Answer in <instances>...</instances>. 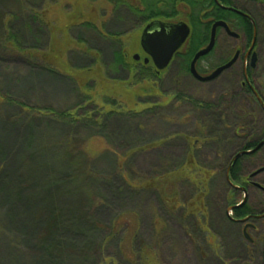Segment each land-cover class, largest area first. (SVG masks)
Returning <instances> with one entry per match:
<instances>
[{
	"label": "trees",
	"instance_id": "trees-1",
	"mask_svg": "<svg viewBox=\"0 0 264 264\" xmlns=\"http://www.w3.org/2000/svg\"><path fill=\"white\" fill-rule=\"evenodd\" d=\"M45 1L36 0L37 3H34L32 0H0V52L4 54L0 60H6L12 55L19 56V61L31 71L32 84L33 78L36 77L40 79L43 86L45 82L42 79L45 76L50 78L49 75L54 73L53 69L47 66H51L48 64L52 54L51 40L44 37L48 32L50 34V30L37 12ZM114 1L117 2L116 12L128 15L124 18L127 22H142L143 25H147L155 20L172 23L182 21L190 26L191 35L184 45V49L178 52L172 61L173 63L175 60H179L180 74L191 75L190 63L194 55L209 43L211 27L215 22L224 21L232 31L238 33L237 42L241 43V47L248 46L252 40L254 25L251 19L257 30V22L252 15L244 11L251 17L250 19L223 9L217 5L215 0H170L172 5L164 1L154 4L145 0H136V2H141L139 7L136 2V7L134 6V0ZM218 1L226 7L234 3L233 0ZM86 27L89 31L95 30L92 25L88 24ZM220 31L217 32V37ZM119 34L115 33L110 37L113 39L115 36H120ZM37 37L40 39L43 37V48L40 47L41 45L37 46L40 42ZM81 43L84 44L81 52L93 53L96 59L99 58V55L103 56L104 50L91 45L87 39L82 38ZM86 43L90 46L88 44L86 46ZM109 47H114L110 54L112 57L111 71L116 76L119 72H126L128 76L126 82H131L134 86L146 83L147 87L142 86L141 88L140 86V96L141 93L143 96L145 94L163 95L165 91L159 87V82L165 72L158 75L152 62L146 65L144 58L147 56L144 53V58L140 62L130 61L121 45L118 47L111 43L103 46L105 49ZM256 47L258 48V39ZM235 52V48L225 51L219 57L218 64H216L218 66L214 67L218 68L228 63ZM212 53L203 59L208 58ZM256 68L257 65L253 69L249 68L247 72L250 85L253 88L245 83L243 68L241 78L236 85L244 98L254 105L252 114L255 116L259 113L264 115V109L254 94L255 91L264 103V82L260 83L258 77L254 75ZM197 70L203 76L211 73L200 69L199 65ZM91 71L90 67L84 69L83 73L89 74ZM88 78L90 79L91 76ZM65 79L68 82V88L64 87L65 93H67L65 97L68 96V100L75 101V103L71 108L68 107L61 111L32 102L28 96L33 91L32 84H27L17 95L0 91V118L2 117L3 121V132L7 134L11 133L13 128H21L24 130L26 142L19 148L21 153L18 155V168L14 170L16 172L14 176L7 178L5 173L0 174V195H7L6 201L9 206L18 205L21 209L26 210L35 225L38 222L44 225L42 231H37L36 235L31 237L35 239L36 244L34 243L33 249L37 252L38 264H46L48 260L47 264H67V261L72 258L76 261L75 264H124L134 258L143 259L142 261L145 263L146 258L143 257H147L153 247L147 246L139 238L137 231L129 240L127 247L129 255L121 247L123 239L120 236L123 237L122 233L127 229V220L130 217L135 223H138L140 221L138 213L124 212L114 207L111 210L112 217L108 222L99 218L98 212L109 203L105 196L106 188H111L115 194L122 198L126 197L127 193L133 195L136 191L155 190L156 196L165 206L166 199L162 196L163 186L161 185L169 181L171 183L179 182V174H183L185 185L191 184L195 187L191 188L192 196L199 192L208 201L213 199V184L222 178L223 184L226 186V193H224L226 206L221 212L223 216H226V223L232 230L240 228L234 219L264 213V199L258 201L257 205H253L247 198L243 207L232 212L233 219H228V208L239 203L242 193L239 188L248 191L251 185L250 175L252 172H248L245 165L256 162L257 164L253 166L256 170L264 167V156L261 155L264 153L263 145L254 154L242 156L232 164L229 178L231 184L239 188H234L228 183L227 170L233 157L240 151L254 149L264 141V128L261 131H245L246 122L241 121L234 132L236 144L232 142L231 149L228 150L229 153L224 152L228 146L225 143L221 144V141L225 139V134L218 126L221 119L214 115L210 124H205L201 117V111L217 110L218 112L221 108L222 110L225 107L233 108L232 104L227 103L226 105L223 100L216 106L174 92L163 104L145 102L143 104L136 103L133 108H124L115 104L114 101L110 102L109 96L98 93L96 86L93 88L85 86L86 79L83 83L84 86L72 76L66 75ZM109 80L114 82L118 81V78L112 75ZM107 92L109 93V89ZM172 101L187 102L193 106L192 111L188 114L197 118L195 131L169 135L157 141L146 142V144L141 143V146L136 148L127 146L129 143L132 145L131 141L137 137L134 136L137 131L136 126L149 113L154 114L156 111V115L158 114L163 119V126L170 123L171 119L174 120L171 112L174 104L169 105ZM182 115L185 116V114ZM109 125L115 127L119 125L123 128L118 133L111 128L108 129ZM44 134L52 135L51 139H46L47 141L45 140L42 144H36V137ZM179 138L184 139L188 147L184 157L177 160L171 157L166 158L162 163L160 162L159 170L152 177L144 176L138 183L134 182L135 170L138 168L137 162L133 160L135 153L153 147L170 148L173 146V140L179 142ZM227 142L229 143V141ZM199 143L201 147H199ZM1 144L2 147L3 143ZM211 145L216 149L224 150L222 155L218 153L215 171L203 168L198 161L197 152H200L201 149H208ZM212 147L210 148L212 149ZM231 151L235 153L233 154ZM198 174H202V177H195ZM208 176L211 178L208 188H205L204 180L207 182ZM117 181H119L118 184ZM197 189L198 191H196ZM72 199H78L79 204H70L69 200ZM206 206L211 208V202ZM14 208L16 207L12 209ZM177 216L182 222L187 217L186 212H181ZM198 220L199 228L197 226L196 229L202 234L205 226L209 224L205 221V215L201 214ZM241 236L243 237V235ZM261 240L262 238L254 240V244L251 245L260 248L257 254L260 253L263 258ZM110 243L116 244V251L112 256H108L107 252ZM208 249L209 251H205L207 248L200 246L196 250L199 251L200 258L201 254L207 258L212 251L215 254L219 252L217 244H212V247ZM127 258L128 261H126Z\"/></svg>",
	"mask_w": 264,
	"mask_h": 264
},
{
	"label": "rangeland",
	"instance_id": "rangeland-1",
	"mask_svg": "<svg viewBox=\"0 0 264 264\" xmlns=\"http://www.w3.org/2000/svg\"><path fill=\"white\" fill-rule=\"evenodd\" d=\"M145 1L154 4H158V1H164L172 5L170 0ZM32 2L37 3L36 0H32ZM135 2L136 0L133 4L136 7ZM233 2L245 8L257 22V68L254 75L262 83L264 82V10L261 12L253 4L244 3L241 0H233ZM136 3L139 7L141 2ZM116 5L117 2L114 0H46L37 12L50 30V34L48 32L44 37L51 40L52 54L48 64H51L52 67L47 65L54 71L49 75L51 79L45 76L42 79L45 82L43 86L40 79L35 77L32 84L31 71L19 61V56L12 55L7 57L6 60H0V91L17 95L27 84H32L33 91L28 94L32 102L61 111L68 107L71 108L75 103V101L70 102L68 96L65 97L67 93H65L64 87L68 88L65 76L68 75L78 80L82 86H84L83 83L86 79L85 86L89 88L96 86L98 93L109 96L110 102L114 101L115 104L124 108H133L136 103L143 104L145 102L163 104L174 92L216 106L225 100L226 105L227 103L232 104L234 109L225 107L218 112L217 110L201 111V117L204 119L205 124L209 125L214 115L221 119L218 126L225 134V139L221 141V144L225 143L228 146L225 151L222 148L216 149L211 145L208 149H201L200 152H197L198 161L202 167L215 171L218 153L221 155L223 151L229 153L230 144L236 141L234 138L235 128L241 121L246 122L245 131H261L264 128V115L262 113L257 116L252 114L255 108L254 105L244 98L236 86L237 81L241 78V61H238L229 70L224 71L215 80L203 83L197 81L192 75L180 74V62L175 60L164 71L165 73L159 82V87L165 91L163 95L145 94L143 96L141 93L140 96V86L142 88V86L147 87L148 85L144 83L134 86L131 82H126L128 78L126 72H119L116 76L111 71L112 57L110 54L114 47L105 49L103 46L111 43L116 44L118 47L121 45L130 61H134V55H140L141 61L144 56L140 47V38L143 26L146 24L125 21L124 18L128 15L121 14L119 11L116 12ZM88 24L95 27V30H87L86 25ZM115 33H120V36L111 39L110 35L114 36ZM82 38L87 39L96 48L99 47L100 50H104L103 56L99 55V58L96 59L93 53L81 52L84 48V44L81 43ZM37 39L40 41L37 46L41 45L40 47L43 48V37L41 39L37 37ZM87 44L86 46H90V44ZM240 47V42L229 37L221 30L218 33L214 52L211 56L199 62V68L212 72L218 66L216 64H218L221 54L230 49H240ZM1 57H4V54L0 52ZM90 67L92 71L88 72L89 74L83 73L84 69ZM112 75L117 77L118 81L112 82V80H109ZM87 76H91V78L89 79ZM108 89L109 93L107 92ZM171 104H174V107L172 105L173 109H171L174 120L171 119L170 123L163 126V119L158 114L156 115V111L154 114L149 113L136 126L137 131L134 136L137 137L131 141L133 142L132 145L129 143L127 146L136 148L141 146V143L146 144V142L157 141L169 135L195 131L197 118L188 114L192 111L193 106L187 102L172 101L169 105ZM109 107L111 109V106ZM182 114L188 117L186 118ZM1 118L0 145L3 143L2 147L4 148L0 146V174L5 173V176L10 178L16 173L14 170L18 168L17 159L21 153L19 148L21 145H25L26 142L24 130L21 128H13L11 133H4ZM110 128L119 133V130L123 127L109 125L108 129ZM51 136L49 134L37 136L35 142L36 144H42L46 139L50 140ZM172 143L173 146L170 148L153 147L133 155L134 162L136 161L138 164V168L135 170L134 182L138 183L144 176L152 177L166 158L171 157L177 160L184 157L188 148L186 141L179 138V142L173 140ZM234 143L236 144V142ZM199 147H201L200 143ZM233 151L231 153L234 154ZM263 154L261 155L264 156ZM254 164L257 163L246 164L245 169L254 173L260 169L256 170L253 167ZM182 175L179 174V182L177 181V183L169 181L161 185L163 186L162 196L166 199L165 206L156 196L155 190L136 191L133 195L127 193L126 197L122 198L120 195L115 194L111 188H106L107 194L105 193V196L109 203L98 212L99 218L108 222L112 217L111 210L114 207L120 211L138 213L140 216L138 223H135L129 217L127 229L122 233L123 237L120 236L123 239L121 247L126 254L129 255L127 247L135 231L138 232L139 238L147 246L153 247L147 257H143L146 258L145 263H143L142 258V260L134 258L131 261H128L127 258L126 261L128 262L124 264H262V255L257 254L260 248H255L241 236V225L240 228L232 230L226 223V216L222 215L221 211L226 206L224 202L226 186L223 184L222 178L216 180V183L213 184V199L208 201L199 192L192 196L191 188L195 187L191 184L185 185V179ZM195 177H202V174ZM210 178V176L206 178L207 182L204 180L205 188H208ZM250 181L264 187V172L251 178ZM118 183L119 181H117ZM263 193L264 191L252 184L247 191L248 198L253 205H257L258 201L264 199ZM243 196L244 194L241 193L239 202L243 200ZM6 199L7 195H0V264H38L37 252L33 249L35 239L31 237H34L33 235L37 231H42L44 225L39 224V222L35 225L26 210L21 209L18 205L9 206ZM210 202L211 208H207L206 205ZM69 203L79 204L78 199L69 200ZM13 207L16 208L12 209ZM181 212H186L187 217L184 222L177 216ZM201 214L205 215V221L209 224L205 226L202 234L196 229L197 226L199 228L198 219ZM197 223L198 225H196ZM256 226L258 231H250L248 235L258 240L264 237V220L258 221ZM88 238L90 239V237ZM212 244L218 245L219 252L215 254L212 251L207 258L201 254L200 258L198 255L199 248L196 250L197 247L202 246L207 248L205 251H209L208 248L212 247ZM208 245L211 246L208 247ZM115 247V243H110L107 250L108 256L115 254ZM75 262L72 258L67 261V264H75Z\"/></svg>",
	"mask_w": 264,
	"mask_h": 264
},
{
	"label": "water",
	"instance_id": "water-1",
	"mask_svg": "<svg viewBox=\"0 0 264 264\" xmlns=\"http://www.w3.org/2000/svg\"><path fill=\"white\" fill-rule=\"evenodd\" d=\"M215 2L217 3V5H219V7L223 8V9H227V10L236 12L237 14H239L243 17L251 19V17L249 15H247L246 13H243L239 10L232 8V7L223 6L218 0H215ZM251 21L254 25V35H253V40H252L251 46L249 48V51L247 53V56L253 51L254 46H255V42H256V27H255L254 21L252 19H251ZM220 28L223 29L229 37H231L233 39L239 38V34L232 31L229 28V26L227 25V23H225L224 21H217L212 25L211 35H210V40H209L208 45L195 54V56H194V58L190 64L191 75L199 82L206 83V82H211V81L215 80L224 71L229 70L237 62V60L239 58L240 52L238 51L230 62H228L227 64H225L219 68H217L215 71H213L208 76H201L197 72V69H196L197 62L200 59H202L203 57L209 55L213 51L215 44H216L217 30ZM190 35H191V28L186 22L181 21V22H177V23H172V22H164V21H160V20L151 21L150 23H148L144 27L142 34H141V38H140L141 50L147 56L144 59V63L147 65L150 62H152L153 66L155 67L157 74L159 75L161 72L165 71L171 65L176 54L181 50V48L187 42ZM133 59H134V61L138 62V61H140L141 57H140V55H134ZM256 63H257V53L254 52L252 54V57H251L250 67L254 68L256 66ZM245 83H247L251 88H253L250 85L247 70H245ZM254 94L256 95L259 103L261 104L262 108L264 109L263 101L259 98L258 94L255 91H254ZM263 145H264V141L261 142L259 145H257V147H255L254 149L248 150V151H240L239 153H237L233 157L232 163L227 170V181L234 188H239V187L231 184V181L229 178V170H230L232 164L234 162H236L242 156L254 154ZM263 172H264V167L258 169L254 173H252L250 175V177L254 178ZM255 186L259 187L262 191H264V187H261L257 184H255ZM239 189L244 194L243 200L238 205L232 206L227 210V214L230 218H231V212H233L237 208H241L247 202V198H248L247 191L244 188H239ZM261 217H264V215ZM261 217H259V218H261ZM248 219L249 218H246V219H243L241 221L243 222V221H246Z\"/></svg>",
	"mask_w": 264,
	"mask_h": 264
},
{
	"label": "flooded vegetation",
	"instance_id": "flooded-vegetation-1",
	"mask_svg": "<svg viewBox=\"0 0 264 264\" xmlns=\"http://www.w3.org/2000/svg\"><path fill=\"white\" fill-rule=\"evenodd\" d=\"M242 2H244V3H251V4H253L257 9H260V10H264V0H241ZM229 7H232V8H234V9H236V10H239V11H241V12H243V13H245V12H247V13H249L245 8H243L242 6H239V5H237L236 3H233L232 5H229ZM245 11V12H244ZM236 13V12H235ZM250 14V13H249ZM213 25V24H212ZM211 29H212V27H211ZM219 30H223V29H218L217 30V32L219 31ZM224 31V30H223ZM225 32V31H224ZM226 33V32H225ZM253 35H254V26H253ZM239 39V38H238ZM237 40V39H236ZM252 40H253V37H252ZM252 40H251V42H250V44L248 45V46H245V47H240V49H237L236 50V52H235V54L239 51L240 52V55H239V58H238V60H237V62L238 61H241V63H242V68H243V72H244V77H245V70H247V72H248V69L249 68H251L250 67V64H251V57H252V54L254 53V52H256L257 51V47H256V42H255V46H254V49H253V51L247 56V53H248V51H249V48H250V46H251V43H252ZM256 40H257V30H256ZM186 44V43H185ZM184 44V45H185ZM208 45V44H207ZM215 46H216V44H215ZM184 49V46L181 48V50L179 51V52H181L182 50ZM214 49H215V47H214ZM213 49V50H214ZM212 53V52H211ZM210 53V54H211ZM209 54V55H210ZM235 54H234V56H235ZM195 56V55H194ZM208 56V55H207ZM207 56H205V57H207ZM233 56V57H234ZM194 58V57H193ZM203 59V58H202ZM233 59V58H232ZM231 59V60H232ZM193 60V59H192ZM230 60V61H231ZM201 61V59L197 62V65H196V69H197V67H198V65H199V62ZM229 61V62H230ZM192 62V61H191ZM236 62V63H237ZM235 63V64H236ZM191 64V63H190ZM227 64V63H226ZM234 64V65H235ZM225 65V64H224ZM233 65V66H234ZM256 65H257V63H256ZM223 66V65H222ZM232 66V67H233ZM221 67V66H220ZM256 67V66H255ZM254 67V68H255ZM219 68V67H218ZM217 69V68H216ZM251 69H253V68H251ZM198 71V70H197ZM212 73V72H211ZM210 73V74H211ZM190 74H191V72H190ZM210 74H208V75H210ZM248 74V73H247ZM208 75H205V76H208ZM203 76V75H202ZM250 179H251V177H250ZM251 184L253 185V186H255V184H253V182H251ZM243 193V192H242ZM239 203H241V202H239ZM238 203V204H239ZM237 204V205H238ZM246 204V203H245ZM243 207V206H242ZM229 209V208H228ZM238 209V208H237ZM236 210V209H235ZM228 215V214H227ZM264 215V213H262V214H257V215H249V216H247V217H245V218H242V219H234V221L236 222V223H238L239 225H241L242 226V235H243V237L245 238V240H247L248 242H250L251 244L253 243L254 244V238H252V237H250L249 235H248V232H250V231H258V229H257V226H256V223L258 222V221H262V220H264V217H261V216H263ZM229 217V216H228ZM259 217H261V218H259ZM246 218H249L248 220H246V221H241V220H243V219H246ZM229 220H231L230 219V217L228 218ZM241 221V222H240ZM255 248H257V247H255ZM261 249H262V251H263V258H262V264H264V237H262V240H261Z\"/></svg>",
	"mask_w": 264,
	"mask_h": 264
}]
</instances>
